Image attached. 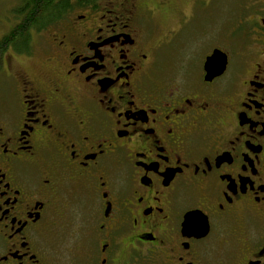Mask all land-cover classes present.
Listing matches in <instances>:
<instances>
[{
	"label": "flooded vegetation",
	"instance_id": "flooded-vegetation-1",
	"mask_svg": "<svg viewBox=\"0 0 264 264\" xmlns=\"http://www.w3.org/2000/svg\"><path fill=\"white\" fill-rule=\"evenodd\" d=\"M187 4L69 0L2 34L0 264H264V1L161 73ZM158 12L179 24L154 40Z\"/></svg>",
	"mask_w": 264,
	"mask_h": 264
},
{
	"label": "rangeland",
	"instance_id": "rangeland-1",
	"mask_svg": "<svg viewBox=\"0 0 264 264\" xmlns=\"http://www.w3.org/2000/svg\"><path fill=\"white\" fill-rule=\"evenodd\" d=\"M253 2L254 0H188V4L183 8L187 19L177 41L165 43L158 51L157 64L161 73L173 74L177 69L179 74L176 75L180 76L185 70H193L194 65L198 66V62H202L206 52L216 41L215 35L218 32H227L241 17L243 21L245 15L250 14L249 6ZM18 5L19 0H0V37L9 30V25L15 23V20L19 23L15 15H12V10ZM177 24L179 22L171 20L170 14L166 17L164 13L158 12L148 23L149 35L156 40L159 36L170 33V29H177L178 27L174 26ZM55 25L56 23H48L44 29ZM45 34L46 32L43 33Z\"/></svg>",
	"mask_w": 264,
	"mask_h": 264
},
{
	"label": "trees",
	"instance_id": "trees-1",
	"mask_svg": "<svg viewBox=\"0 0 264 264\" xmlns=\"http://www.w3.org/2000/svg\"><path fill=\"white\" fill-rule=\"evenodd\" d=\"M68 4L69 0H19L15 10L18 26L4 40H10L12 35L20 40L26 39L30 34L28 26L40 28L54 21L61 16Z\"/></svg>",
	"mask_w": 264,
	"mask_h": 264
},
{
	"label": "water",
	"instance_id": "water-1",
	"mask_svg": "<svg viewBox=\"0 0 264 264\" xmlns=\"http://www.w3.org/2000/svg\"><path fill=\"white\" fill-rule=\"evenodd\" d=\"M226 65V54L219 49H215L212 55L207 57L205 62V70L207 71V77L221 74L225 70Z\"/></svg>",
	"mask_w": 264,
	"mask_h": 264
}]
</instances>
